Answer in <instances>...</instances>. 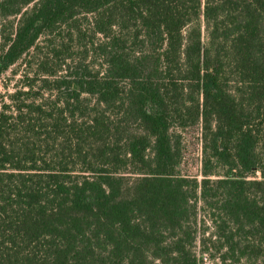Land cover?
<instances>
[{"label": "trees", "instance_id": "1", "mask_svg": "<svg viewBox=\"0 0 264 264\" xmlns=\"http://www.w3.org/2000/svg\"><path fill=\"white\" fill-rule=\"evenodd\" d=\"M19 61L0 264H264V0H0Z\"/></svg>", "mask_w": 264, "mask_h": 264}, {"label": "rangeland", "instance_id": "2", "mask_svg": "<svg viewBox=\"0 0 264 264\" xmlns=\"http://www.w3.org/2000/svg\"><path fill=\"white\" fill-rule=\"evenodd\" d=\"M25 70L24 62L19 61L10 66L0 77V94L11 93L17 85H20L22 71ZM183 161L182 170L184 173L197 174L201 168V141L197 129H189L182 132ZM201 264H217L218 260L210 254H200Z\"/></svg>", "mask_w": 264, "mask_h": 264}]
</instances>
